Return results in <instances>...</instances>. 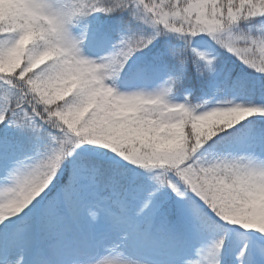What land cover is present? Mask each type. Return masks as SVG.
Returning a JSON list of instances; mask_svg holds the SVG:
<instances>
[{
    "label": "snow or ice",
    "instance_id": "snow-or-ice-1",
    "mask_svg": "<svg viewBox=\"0 0 264 264\" xmlns=\"http://www.w3.org/2000/svg\"><path fill=\"white\" fill-rule=\"evenodd\" d=\"M0 264H264V0H0Z\"/></svg>",
    "mask_w": 264,
    "mask_h": 264
}]
</instances>
